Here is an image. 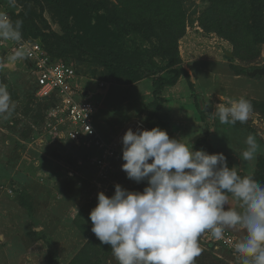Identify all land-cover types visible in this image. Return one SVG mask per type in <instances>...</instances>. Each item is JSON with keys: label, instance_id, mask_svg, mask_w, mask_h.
Segmentation results:
<instances>
[{"label": "rangeland", "instance_id": "obj_1", "mask_svg": "<svg viewBox=\"0 0 264 264\" xmlns=\"http://www.w3.org/2000/svg\"><path fill=\"white\" fill-rule=\"evenodd\" d=\"M0 12L75 69L104 136L144 119L264 184V77L248 76L264 68V0H0ZM13 45L0 40V84L15 102L0 117V264H118L91 231L90 211L99 192H142L147 182L127 178L123 160L100 179L89 152L52 132L51 106L35 96L26 62L9 59ZM241 97L253 106L247 122L209 116ZM250 134L260 146L251 166L240 155ZM198 242L195 264H241L204 233Z\"/></svg>", "mask_w": 264, "mask_h": 264}, {"label": "clouds", "instance_id": "obj_2", "mask_svg": "<svg viewBox=\"0 0 264 264\" xmlns=\"http://www.w3.org/2000/svg\"><path fill=\"white\" fill-rule=\"evenodd\" d=\"M21 29L22 21L0 12V40L17 45L11 61L31 54ZM14 110L11 94L0 84V117L7 119ZM252 111L251 102L241 97L217 104L208 114L235 125L247 122ZM245 143L240 155L251 166L260 146L251 134ZM122 145V170L147 185L141 192L116 184L111 197L99 192L89 214L91 231L101 244L110 245L118 264H195L201 234L208 231L219 241L226 229L237 228L245 233L234 244L241 264H264V184L230 168L223 153L193 150L159 127L130 128ZM230 197L237 207L230 206Z\"/></svg>", "mask_w": 264, "mask_h": 264}, {"label": "built area", "instance_id": "obj_3", "mask_svg": "<svg viewBox=\"0 0 264 264\" xmlns=\"http://www.w3.org/2000/svg\"><path fill=\"white\" fill-rule=\"evenodd\" d=\"M23 44L31 53L24 61L34 81L35 96L51 106L47 119L52 125V132L59 139H65L89 152L90 168L100 179H106L112 167L122 160V137L125 132L130 128L133 131L151 128L144 119H135L115 133L104 136L96 125L97 106L81 85L75 69L53 60L37 42L23 40ZM16 47L14 43L13 50ZM97 85L100 89L105 88L104 83ZM204 234L218 249H225L239 258L234 249V244L239 240L230 231L226 229L224 238L219 241L208 231Z\"/></svg>", "mask_w": 264, "mask_h": 264}, {"label": "trees", "instance_id": "obj_4", "mask_svg": "<svg viewBox=\"0 0 264 264\" xmlns=\"http://www.w3.org/2000/svg\"><path fill=\"white\" fill-rule=\"evenodd\" d=\"M70 9H71V11H73V10H75V7L71 6ZM74 15H75L76 20L78 21V24L80 26V30L83 31V32L89 30L90 26L87 23L89 19H86V16H83L85 14L80 12V11H76V12H74ZM146 123L152 129L151 125L147 121H146ZM199 145H200V142H196V144L194 145L193 150H197Z\"/></svg>", "mask_w": 264, "mask_h": 264}, {"label": "crops", "instance_id": "obj_5", "mask_svg": "<svg viewBox=\"0 0 264 264\" xmlns=\"http://www.w3.org/2000/svg\"><path fill=\"white\" fill-rule=\"evenodd\" d=\"M229 202H230V206L232 207H237L235 201H233L231 199V197L229 198ZM228 231H230L231 233L234 234V236H236L239 240L245 235L244 231L242 229H227Z\"/></svg>", "mask_w": 264, "mask_h": 264}, {"label": "water", "instance_id": "obj_6", "mask_svg": "<svg viewBox=\"0 0 264 264\" xmlns=\"http://www.w3.org/2000/svg\"><path fill=\"white\" fill-rule=\"evenodd\" d=\"M248 76H250V77H254V76L264 77V68L254 69L248 73Z\"/></svg>", "mask_w": 264, "mask_h": 264}]
</instances>
